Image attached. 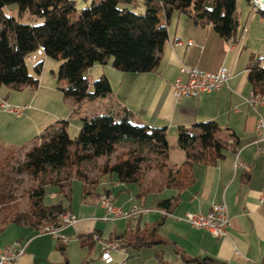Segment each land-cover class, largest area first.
<instances>
[{
    "label": "crops",
    "instance_id": "obj_1",
    "mask_svg": "<svg viewBox=\"0 0 264 264\" xmlns=\"http://www.w3.org/2000/svg\"><path fill=\"white\" fill-rule=\"evenodd\" d=\"M138 1L140 9H143L142 0ZM159 17L165 23L161 14ZM257 17L252 15L239 45L221 38L211 25L197 26L188 16L175 11L166 24L168 39L159 53L158 64L152 71L123 73L110 64H95L88 70L89 76L95 80L105 75L110 82L111 93L105 97L84 99L76 103L71 111H68L65 102L69 101L70 108L73 100L64 99L58 88V81L56 89L54 81L48 78V57L39 49L30 54V61L27 63L36 65L43 61V73L39 77L37 90L19 101L27 104L28 108L18 118L24 117L23 121L31 128L36 127L38 130L46 123L51 126L49 117L32 106L47 77L44 95L40 99L54 104V113L48 116L57 118V121L67 120L66 130L69 126L68 119L72 116L76 117L72 126L80 128L83 118L107 113L120 118L125 109L131 112L134 123L166 129L169 145L166 163L169 170L164 167L159 173L150 172L137 184L121 183L114 175L111 178L104 175L102 178H107L110 183H99L97 191L99 194L105 188L110 190L116 198L115 204L123 209L134 204L156 208L160 202L162 206L163 202L165 204L159 208L168 209L171 215L162 218L159 213L150 211L131 221L125 218L105 220V211L98 205V196L94 197L92 194L83 197L81 189L79 196L73 200L72 192L69 198H65L54 189L49 192L48 197L58 199L62 195V199L58 200L78 218L75 224L60 230V233L70 237V241L63 244L48 233L37 231L28 225L11 223L0 232V249L14 241L25 244V251L15 264H105L100 260L99 241L95 239L93 244L83 246L79 236L96 232L94 235H100L101 240H106L112 234L126 229L140 235L161 221L155 237L161 238L163 243L155 247L164 250L168 261L180 262L178 256L182 253L186 257L210 256L226 264H261L264 261V200L260 199L264 186V156L261 153L264 141L259 140L256 121L258 113L264 117V106L259 107L257 113L247 103L251 90L248 65L254 57L262 58L261 64L264 65V18ZM236 18L239 30L245 25L246 16L236 11ZM176 40H181L183 44L174 45ZM187 41L192 44L188 45ZM257 41L259 45L256 44ZM57 60L60 65L61 60ZM181 64L208 72L216 71L223 65L230 68L231 74L227 84L217 91L177 99L173 94L172 84L177 78H187L179 72ZM68 112L69 117H66ZM204 121H215L218 124L220 129L216 138L225 144L223 155L214 162H188L177 143L178 131L181 127L190 128L195 123ZM54 127L57 126L52 125ZM31 146L25 145L22 149L27 151ZM236 154L239 161L249 166L248 171L234 169ZM73 180L75 179L70 181L71 190ZM79 182L82 185V181ZM52 194L56 196L52 197ZM213 202H224L227 205L230 225L225 236L214 237L208 231L192 228L178 219L187 212L206 213ZM154 216L157 219L151 224ZM126 240L127 237H124V241ZM120 244L125 249L112 252L114 263L120 264L123 259L121 256L127 254V260L123 264H130L132 255L127 248L131 247L141 259L152 258V264H157L154 248L138 249L124 246L121 242ZM114 253L118 258H115ZM132 264L141 263L135 260Z\"/></svg>",
    "mask_w": 264,
    "mask_h": 264
},
{
    "label": "trees",
    "instance_id": "obj_2",
    "mask_svg": "<svg viewBox=\"0 0 264 264\" xmlns=\"http://www.w3.org/2000/svg\"><path fill=\"white\" fill-rule=\"evenodd\" d=\"M141 4L143 9L138 7V0H93L77 9L75 0H0V86L14 90L37 88L40 81L37 75L41 74L43 61L33 65L37 74L33 75L25 57L42 46L47 57L61 60L56 77L64 99L80 103L84 99L105 97L112 91L108 78L101 75L92 80V88L88 90V70L95 64H110L123 73L152 71L168 39L166 24L175 11L188 16L197 26L211 25L226 41H239L242 27L238 30L237 0H142ZM8 8L14 13L8 14ZM24 13L33 19L41 17L42 21L38 24L21 22L18 19ZM160 14L165 23L160 21ZM261 61L262 58H252L248 79L251 89L264 97ZM67 123V120H60L59 126L36 135L41 138L40 143L31 146L17 164H11L10 157L0 162V203L7 206L0 217V232L11 223L28 225L37 231H42L46 224L57 223L58 216L68 208L60 200L50 204L44 202L46 185H58L63 197L69 198L72 178L67 173L64 179L46 180L51 172L62 173L69 166L109 156L117 146L126 152L115 162L106 164L102 173L110 178L116 176L121 183H139L145 174V165L150 162H155L160 169L168 165L165 162L169 151L166 129L134 123L127 109L120 118L111 113L83 118L75 137L69 136ZM219 129L215 121L181 127L177 143L186 161L214 162L221 157L225 144L216 138ZM24 173L39 182L25 194H18L13 184L18 181L17 175ZM77 175L82 181V196L93 194L97 197L99 183L86 181L79 172ZM103 191L110 193L106 188ZM22 196L27 197L28 208L12 212L10 203ZM163 204L160 206V202L156 208L162 209L159 207ZM160 223L158 221L156 226L140 235L126 229L106 240L120 241L124 246L138 249L152 247L157 264H226L210 256L186 257L182 253L178 256L180 262L168 261L164 250L155 247L163 243L161 238L155 237ZM95 233L79 236L81 244H93ZM98 238L101 239L100 235Z\"/></svg>",
    "mask_w": 264,
    "mask_h": 264
},
{
    "label": "built area",
    "instance_id": "obj_3",
    "mask_svg": "<svg viewBox=\"0 0 264 264\" xmlns=\"http://www.w3.org/2000/svg\"><path fill=\"white\" fill-rule=\"evenodd\" d=\"M250 5L255 12H259L264 16V1L263 0H250ZM246 32V27L242 28L239 41L237 44H241ZM191 45V41L186 42ZM181 40H176L174 45H182ZM38 49L43 51L42 46H38ZM25 61H30L29 56L25 57ZM179 72L185 74L187 78L181 80L177 78L172 84V91L177 99L196 97L203 93L217 91L227 84L231 70L226 66H220L218 70L213 72L204 71L198 67H189L184 64L180 65ZM89 78V77H88ZM88 90L92 88V79H87ZM247 103L258 113V108L264 106V97L256 94L253 89L250 90L247 98ZM0 108L11 113L15 117H21L23 112L28 108L27 104H10L5 100H1ZM256 132L259 136V140L264 141V117L258 113L256 121ZM261 153L264 156V147L261 148ZM264 168V163H263ZM234 169L249 170V166L238 160V154H236L234 161ZM103 185L110 183L105 178L101 182ZM55 197L56 194H52ZM115 196L112 193H106L105 191L98 194V205L101 206L105 215V220L115 219H127L136 218L141 214L153 211L162 216L171 215L165 209L148 208L141 206L140 204H134L128 209H123L115 204ZM260 199L264 200V186L261 191ZM56 224H48L43 227L42 232L48 233L55 238H58L63 244H67L70 241V237L60 233L61 228L73 225L78 221L77 216L71 210H65L57 218ZM178 219L185 221L192 228L202 229L208 231L214 237H222L227 234L228 227L230 225V218L227 205L224 202L211 203L210 209L206 213L201 212H187ZM94 239H97L100 243V260L105 264H119L114 263L112 252L121 247L120 243L113 240H101L97 235H94ZM25 244H21L17 241L10 242L0 249V264H15L25 251ZM127 260V254L124 256L120 264L125 263ZM264 264V261L261 263Z\"/></svg>",
    "mask_w": 264,
    "mask_h": 264
},
{
    "label": "rangeland",
    "instance_id": "obj_4",
    "mask_svg": "<svg viewBox=\"0 0 264 264\" xmlns=\"http://www.w3.org/2000/svg\"><path fill=\"white\" fill-rule=\"evenodd\" d=\"M75 2H76V8L80 9V8L85 7L86 4L91 3L92 0H75ZM140 6L141 5H139L138 7H140ZM138 10H140V9H138ZM6 11L8 12V14L14 13L9 8ZM238 11L241 12L242 15L245 14V16H246V23L242 27L243 29H244V27L247 28L252 15H254V14L257 15L258 16L257 18H261V17L264 18L261 13L255 12L252 9L250 2L248 3L247 0H237V12ZM18 20L21 22L37 23L38 24L42 21V18L38 17V18L33 19L29 16L28 13H24V15ZM256 44L259 45V41H257ZM33 53H36V50L31 52L30 54H33ZM47 60L49 62L46 65L47 74L49 76L48 78L54 81V87H56V89H57L56 74H57V71L59 68V62L57 59L50 58V57H48ZM27 66H28V69H29L31 74L37 75L35 73V71L33 69V65L31 63H27ZM88 74H90V72ZM37 76H38V78L40 77L39 75H37ZM88 79H92L91 76H89ZM46 82H47V77L45 79V82L42 83L43 88L40 91V95H39L37 101L35 102V104H32V106L35 110H37V111L40 110L41 112L45 113L46 117H49L48 121H50L49 125H51V126H48V124L46 123V124H43V126H40L38 128V130H36L37 129L36 127L31 128L30 126L26 125V121H23L24 117L18 118V117H15L14 115H12L10 113H7L3 109H0V162L3 161L2 159L6 158V157H10L11 164H17L19 161H22L24 158V154L26 152L22 149V146H25V145H32L33 146L34 144L40 143L41 138H36L35 137L36 135L39 136L41 134H44L45 133L44 129L50 130L52 128V125H54V126L59 125L58 123L60 120L57 121V118H55V117L51 118L50 117L51 115H53L52 113H54L53 112L54 111L53 110L54 104H52V102L49 100L40 99L41 96L44 95V91L46 88L44 83H46ZM36 90H37L36 88L35 89L24 88L21 90H14V89L6 86V85H1L0 86V102L3 99L10 104H13V102H16V103H19V105H24L23 102H19V101L24 96H26L28 94L33 95ZM66 101L67 102H65V103H66V106H68V111L69 110L71 111L76 103H74L72 101L71 107L69 108V101L68 100H66ZM58 106H59V103H58ZM48 114L50 116H48ZM69 114H70V112H68L66 117H69ZM59 118H61V117L59 116ZM44 121H45V119H44ZM68 121H69V126L67 127V132H68L70 137H75L77 135L79 129H80V128H76V127L72 126V124L74 122H76V117L72 116L68 119ZM44 125H47V126H44ZM45 127H48V128H45ZM125 152H126V149H124L123 147L117 146L115 152L109 156L101 157V158L91 160V161H85V162L78 164L77 166H74V165L69 166L68 169H66V170L64 169L62 171V173L51 172V173H49L48 176H46V180H51V179L53 180L56 178L64 179L65 175L68 173L67 175H69L72 179L73 178L75 179L72 181V190H71L72 199L75 200L79 196L80 191L82 189V185L80 184L79 180H77V177H78L77 172H79V174L81 176H83L82 178L86 177V181H90V182H94V183L95 182L101 183L102 180L105 179V178H102V177H104V175L102 173L104 166L106 164H109V163L111 164V163L115 162L120 156L122 157V155H124ZM160 163H162V161H160ZM165 166L167 167L168 165L166 164ZM169 169L170 168L167 167V170H169ZM144 170H145L144 175H147L150 172L159 173L163 169L156 167L155 162H150L147 165H145ZM16 178L18 181L15 182L13 185L17 188L18 194H25V192L34 188L37 185V183L39 182V179L35 180L31 177V175L25 174V173L22 175H17ZM1 184H2V180L0 181V185ZM99 188H100V186H98L96 188V190L97 189L99 190ZM54 189L56 191L60 190L58 185H55L53 183H48L46 185L47 194L44 198L45 203H52L58 199H62V195H59L58 199H50L48 197L49 192L51 190H54ZM10 204L13 208L12 212H23V211H26V209L28 208V199L26 196L25 197L22 196V197H19L16 201L11 202ZM6 207H7L6 204L0 203V217L4 213ZM156 219H157L156 216H154L151 224ZM131 220H134V219L132 218ZM124 221H126V220H124ZM46 225H48V224H46ZM46 225H44V226H46ZM132 233L134 234V231H132ZM124 249H125L124 247H119L116 251H121V250L123 251ZM127 251L129 253H131V255H132L130 258V264L134 263L135 260H138L139 263H141V264L142 263H145V264L154 263V260L152 258L141 259L140 256L138 255V252H136L131 247L127 248ZM114 256H115V258H118V255L116 256V253H114ZM124 256H121V257L124 258ZM141 257H144V256H141Z\"/></svg>",
    "mask_w": 264,
    "mask_h": 264
},
{
    "label": "water",
    "instance_id": "obj_5",
    "mask_svg": "<svg viewBox=\"0 0 264 264\" xmlns=\"http://www.w3.org/2000/svg\"><path fill=\"white\" fill-rule=\"evenodd\" d=\"M264 1V0H263Z\"/></svg>",
    "mask_w": 264,
    "mask_h": 264
}]
</instances>
